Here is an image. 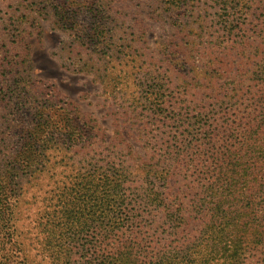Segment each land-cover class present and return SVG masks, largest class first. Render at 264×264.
I'll use <instances>...</instances> for the list:
<instances>
[{"label":"rangeland","instance_id":"obj_1","mask_svg":"<svg viewBox=\"0 0 264 264\" xmlns=\"http://www.w3.org/2000/svg\"><path fill=\"white\" fill-rule=\"evenodd\" d=\"M61 1L79 11L84 24L93 22L89 12H98L100 21L96 24L101 28L95 39L77 40L71 25L58 22V1L0 0V94L12 90L7 83H28L32 105L21 110V106L15 107L0 96V140L5 135L4 124L11 121L17 127L33 129L36 109L40 107L52 104L73 108L81 119L99 125L92 139L105 145L86 152L90 157L88 163L94 161L97 165L105 159L106 163L122 166L134 178L135 163L143 164L147 173L158 163L155 159L151 164V159L160 154L159 150L174 145L175 141H185L187 159L178 170L174 169V180L166 192V199L169 202L175 199L174 204L187 213L179 224V235H167L162 225L155 222L160 218L150 214V209L147 216L138 212L141 209L138 206L126 210L135 211L130 214L132 227L150 244L149 259L184 264L183 254L192 251L191 261L200 260L207 247L216 245L215 236L205 234V225L214 220L207 212L215 206H211L212 197L201 198V191L193 187L200 185H195L186 172L198 174L202 162L197 160L199 153L207 157L210 152L218 151L221 141L199 147L197 106L202 104L205 114L216 113L218 101L232 95L235 83L246 94V102L250 95L257 94L256 89L249 88L248 79L250 71L264 59V53L253 52L258 36L264 31V0H183L186 8L178 13L168 10L169 0H89L88 4L96 3L92 11L85 5L87 0ZM201 21L203 29L197 30ZM177 31L185 33L181 35ZM171 41L193 49L189 57L192 59L174 72L172 88L156 59L151 62V57L160 59L161 45ZM100 43L106 48V55L97 53L94 45ZM137 47L143 49L136 57L142 58L140 64L132 62ZM153 78L158 85L171 88L161 117L151 115L145 101L152 98L149 83ZM184 84L189 85L190 92ZM179 86L183 89H175ZM110 143L114 148H107ZM128 145L135 153L131 159L127 155ZM112 152L116 153L115 157ZM117 155L125 156L122 160ZM55 156L61 157L58 152ZM78 161L83 162V154L78 156ZM88 163H82L75 174L84 173ZM62 176L58 173L59 180H63ZM23 186L27 190L17 203V234L30 264H49L41 255L42 223L46 200L55 186L49 178L27 179ZM259 198L256 202L261 205L264 194ZM238 200L248 202L240 197ZM199 203L206 213L196 220L195 213L193 216L189 213ZM205 203L207 206H203ZM239 212V206L231 210L234 218ZM140 214L145 218L139 219ZM245 215L243 222H254L264 232V210ZM263 255L264 237L261 245L250 247L244 264H261Z\"/></svg>","mask_w":264,"mask_h":264},{"label":"trees","instance_id":"obj_2","mask_svg":"<svg viewBox=\"0 0 264 264\" xmlns=\"http://www.w3.org/2000/svg\"><path fill=\"white\" fill-rule=\"evenodd\" d=\"M54 1L60 2L57 7L58 22L63 26L71 25L77 40H93L98 36L101 26L96 24L100 21L97 11L89 12L93 22L84 24L79 19V11L67 6L65 1ZM89 2L87 0L85 5ZM94 5L88 4L91 9L88 11H92ZM167 5L172 13L186 8L183 0H169ZM200 28L203 29L202 21L197 30ZM177 32L181 35L185 33ZM178 42L162 44L160 59H148L151 62L156 59L158 67L164 69L171 88L174 72L181 70L193 54L192 48ZM256 42L253 52L264 53V31ZM94 46L97 53L106 55L102 43ZM140 52L143 49L135 48L134 64L142 62V58H136ZM249 78V88L256 89L257 94L250 95L247 102L241 86L235 83L232 95L218 101L220 106L216 113L205 114L204 106H197L199 121L196 125L200 136L196 142H201L199 147H206L221 141V147L207 157L199 153L197 160L202 162L198 174L188 171L186 174L195 185H200L193 187L201 191L203 200L213 198L210 203L215 208L207 213L214 220L205 225V234L214 235L216 245L207 247L196 262L191 261L192 251L185 252L184 264H244L250 247L263 243L264 232L259 225L243 222V218L247 213L257 214L259 210H264V201L261 205L256 202L260 194H264V59L250 71ZM155 79L149 83L152 84V98L145 101L148 112L154 117H161L171 88L158 85ZM7 86L12 90L2 89L0 96L3 95L2 98L15 107L21 106V110L27 106L30 109L29 84L15 81L7 83ZM184 88L190 92L188 84H184ZM203 104H206L205 101ZM35 119L33 129L30 126L17 127L14 121L6 126L4 124L5 135L0 140V264H30L25 246L17 234V203L27 190L23 186L27 179L40 181L44 178H49L55 186L50 192V199L46 200L48 205L42 223L44 240L41 255L49 264H168L164 259H149L150 244L132 227L130 214L135 211L126 209L129 206L141 207L135 208L146 216L150 209V214L160 218L159 222L157 219L155 222L162 225L167 235H179V224L186 219L187 213L174 204L175 199L169 202L166 192L174 180V169L178 170L180 163L187 159L185 141H175L174 145L159 150L160 154L151 159V164L155 159L158 163L153 164L147 173L143 164L135 163L134 178L122 166L106 163L105 159L97 165L94 161L88 163L90 157L86 152L105 145L101 140L92 139L99 125L81 119L77 110L50 104L36 109ZM13 135H17L18 139ZM112 144L107 148H114ZM127 147V155L131 159L135 153L132 147ZM57 152L61 155L60 159L55 156ZM80 154H83V162L78 161ZM112 155L115 157L116 153L112 152ZM91 156L96 157L94 154ZM124 156L117 155L122 160ZM82 163H88V167L84 173L76 175ZM58 173L63 175V180L58 179ZM177 183L180 184V181ZM239 197L248 202H240ZM234 206H239L240 211L235 218L231 214ZM202 209L199 203L195 212L192 210L189 214L193 216L195 213L194 219L199 220L200 214L206 213ZM143 214L138 215L139 219L145 218ZM261 264H264V255Z\"/></svg>","mask_w":264,"mask_h":264}]
</instances>
